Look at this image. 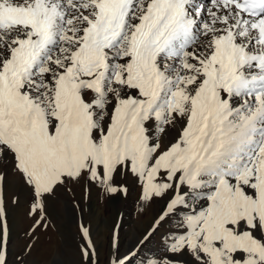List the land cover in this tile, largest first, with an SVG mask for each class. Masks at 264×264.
Returning a JSON list of instances; mask_svg holds the SVG:
<instances>
[{
    "label": "snow or ice",
    "instance_id": "obj_1",
    "mask_svg": "<svg viewBox=\"0 0 264 264\" xmlns=\"http://www.w3.org/2000/svg\"><path fill=\"white\" fill-rule=\"evenodd\" d=\"M76 186L158 208L126 249L117 219L104 264H264V0H0V264Z\"/></svg>",
    "mask_w": 264,
    "mask_h": 264
},
{
    "label": "rangeland",
    "instance_id": "obj_2",
    "mask_svg": "<svg viewBox=\"0 0 264 264\" xmlns=\"http://www.w3.org/2000/svg\"><path fill=\"white\" fill-rule=\"evenodd\" d=\"M138 195V189L130 190L127 198L109 201L102 196L98 198L95 188L87 196L80 186H76L71 192H61L49 208L55 227L38 233L39 242L31 256L27 257L28 264H76L77 224L81 217L90 223L95 237L102 245L101 264H104L108 252L109 229L118 218L127 221L121 232L126 249L133 237L148 227L154 212L158 211V208H155L150 209L147 214H139ZM9 223L12 226L11 258H14L21 254L23 246L27 243L24 233L31 224V220L24 215L23 203L12 211ZM166 227L156 233L144 249V255H148L149 250L155 252L161 248V234Z\"/></svg>",
    "mask_w": 264,
    "mask_h": 264
}]
</instances>
